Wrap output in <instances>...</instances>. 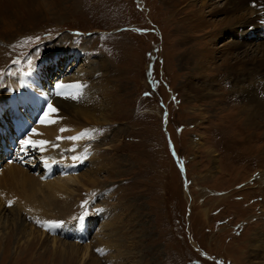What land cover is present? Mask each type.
Listing matches in <instances>:
<instances>
[{
    "label": "rangeland",
    "instance_id": "374dc122",
    "mask_svg": "<svg viewBox=\"0 0 264 264\" xmlns=\"http://www.w3.org/2000/svg\"><path fill=\"white\" fill-rule=\"evenodd\" d=\"M169 11L163 0H0V100L15 76L24 83L46 79L41 86L47 89L62 76L55 71L60 60L71 62L59 73L74 77L85 70L91 77L86 104L79 103L88 115L76 119L82 129H74V139L63 138L75 145L64 160L63 147L55 158L58 164L70 154L80 166L63 173L54 166L44 176L49 164L35 147L3 149L8 161L34 175L32 183L67 181V194H53L46 212L32 216L12 211L13 203L0 197V264H252L249 245L256 238L264 242V119L245 123L244 96L232 89L220 60L202 63L206 76L216 79L214 94H189L202 77L181 59L194 60L192 45H211L215 33H188L178 10ZM241 37L244 47L233 60L259 55L253 37ZM228 41L212 44H224L219 55ZM44 58L39 70L35 64ZM263 78L254 89L264 106ZM42 103L56 117L59 111ZM16 108L2 106L0 121L15 117ZM73 173L79 181L69 182ZM20 180L1 182L0 195L20 188ZM43 191L32 193L36 207L47 202ZM79 221L84 238L71 233Z\"/></svg>",
    "mask_w": 264,
    "mask_h": 264
},
{
    "label": "bare ground",
    "instance_id": "6f19581e",
    "mask_svg": "<svg viewBox=\"0 0 264 264\" xmlns=\"http://www.w3.org/2000/svg\"><path fill=\"white\" fill-rule=\"evenodd\" d=\"M163 2L167 11L171 9L172 11L178 10L175 15L180 14L177 15V18L181 21L179 26L185 29L188 33L197 31L200 32L210 28L211 30L208 32V34L213 35L215 33L213 39L211 40L212 44H217V41L220 39H226V36L229 40L226 45V51L223 52V54L219 55V52L222 50V47H224V44H222L220 47H216L212 44L206 45L204 42H196L191 47V49L195 52V59H181V62H183L185 66H197V72H199V75H201L200 77H202L199 78L201 80L200 83H196V86L192 87L191 91H189V94H192L197 98L201 96L207 97L208 95L214 94L211 91L214 85L212 82L215 83L216 79L209 75L208 77L206 76V66L202 63L207 61L209 64H211L216 60H220L221 64L225 65L224 69L226 68L229 70L228 76L229 82L233 87L232 89L237 93L239 91L244 96L245 102H243L244 105L242 107V112L245 113V123L254 126V124L257 122V117H262L264 119V106L260 104V99L258 97L259 95L254 89L256 80L258 81L260 78L264 77V0H163ZM179 5L180 8L176 9V7ZM179 9H187L190 12H182L179 11ZM242 33H246V36L250 35L253 37L255 44L259 46L257 50L259 55L254 56V58L248 57L246 58V61L233 60L234 57L232 54L234 51L244 47L241 44ZM205 36L206 34L202 37ZM243 38L245 37L243 36ZM245 41L247 42L248 40L246 39L244 42ZM79 53L80 52H78V54ZM98 60L100 65L103 66L102 72L105 74L106 69L104 68H106V64L104 59L98 58ZM88 70L90 71V69ZM236 70H238V72ZM34 71V68L31 67L29 75H33ZM84 71L79 72L74 77L62 75L58 81L51 82L49 87L45 90L41 85L44 81H47L46 79L41 81V78L36 77L35 81L31 80L29 83H24V80L21 76L17 77L14 75L15 78H10L8 81L9 93L7 95L1 94L2 100H0V112L1 107H4L11 101L13 105L17 104V108L14 111L18 113L15 117L11 116L8 121L5 119H3L2 122L0 121V183L9 179H21L20 188L16 190V188L11 187L7 191L6 195H0L1 198L5 199V201L7 200L6 202L13 203V205L10 206L12 211L19 212L21 209H23L29 215V212L32 211V216L34 213L36 214L40 211L43 212L47 209V207H49L50 201H48V199H50L53 194L54 197H56V193L59 195L67 194L64 190L67 181H63L62 185H60L61 183L58 184V182L61 180H56L57 182H55V180L46 182L40 180L39 182V180L36 179L38 182L34 180V183H32L31 181L35 179L33 178L34 175L32 174L33 176L31 178V173L29 171L23 169L15 163H11V161H8L6 153H3V149H6L9 152V150H11V146H14V140H17L16 143L20 148L22 147V149L25 148L24 145L28 146L30 151L33 150L32 147H35V149L38 150V159H43L42 164L44 166L49 164V168H47L44 176L51 175L50 173L53 171L54 166L61 169H64L66 166L67 169H71L70 166L72 167L73 164H78L80 166L78 160L77 162H72V160L68 159L70 154L68 155V160L66 159V161H61L58 164L55 161V158L57 157V152L60 147H63L60 149L62 150L61 152H65L67 147L69 148L75 145H71L69 142H64L63 138L71 136L74 133V129H76V127L82 129V125L79 126L80 124L76 123V119L79 118L81 114L88 115V111L86 110L84 112V110L79 106V103L81 102L86 104V100L89 96L87 87L91 81V77L86 74L87 71ZM83 86H85V88L81 90L82 92H80L79 88ZM58 88L60 92H58ZM68 93L72 94L70 96H66L65 94ZM92 98L97 99V96L95 95ZM43 99L48 101L51 106L59 111L60 114L58 113L56 117H53L50 114L53 111V108L49 107V105L44 107L42 103ZM19 102H22L24 106L20 108L18 106ZM96 102L100 103L98 109L102 111V108L104 107L103 101L98 98ZM94 105L97 104L95 103ZM92 111L94 112L93 109ZM69 117L71 118L69 119ZM73 120L75 122H72ZM59 121L68 122L60 123ZM84 133V130L80 131V133L78 131L81 140L83 138L82 136H84ZM57 137L60 139L58 140ZM71 137L73 138V136ZM22 141H30L31 143L24 144ZM65 155H67V151L62 155L59 154L60 158L62 157V159L65 158ZM44 178L42 177V179ZM74 180L79 181V174L74 175L73 173L72 176L69 177V182ZM38 183H40L39 187L36 188ZM24 184L28 185L27 188L22 187ZM44 189L45 192L43 191ZM35 191L36 193H41L43 191V199H45L47 202L44 203L42 201V203L36 207V199L34 195H32V193H35ZM72 193H74V191ZM4 202L0 201V207L2 205L3 208ZM80 224L81 222L79 221L77 227L75 226L76 229H74V231L71 233L79 231L80 237L82 236V238H84L85 235L83 234L86 232L80 230ZM74 249L78 251L80 250L79 248ZM249 249L250 253L248 259L251 261V263L264 264L263 239L261 241L257 238L253 239L252 244L249 245ZM83 251H87V249L85 248ZM70 254L72 253L70 252ZM84 255L85 254H83V256Z\"/></svg>",
    "mask_w": 264,
    "mask_h": 264
},
{
    "label": "snow or ice",
    "instance_id": "6c2138e0",
    "mask_svg": "<svg viewBox=\"0 0 264 264\" xmlns=\"http://www.w3.org/2000/svg\"><path fill=\"white\" fill-rule=\"evenodd\" d=\"M22 143L28 144V143H31V142L30 141H22Z\"/></svg>",
    "mask_w": 264,
    "mask_h": 264
}]
</instances>
